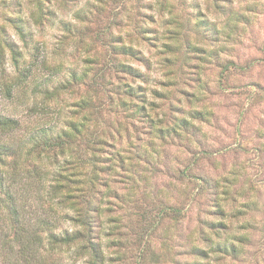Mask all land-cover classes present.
<instances>
[{"label":"rangeland","instance_id":"374dc122","mask_svg":"<svg viewBox=\"0 0 264 264\" xmlns=\"http://www.w3.org/2000/svg\"><path fill=\"white\" fill-rule=\"evenodd\" d=\"M79 2L80 0H0V68L11 59L10 46L19 52V56L22 55L23 46V49L30 53L29 62L32 64L30 77L17 83L20 87H13L11 96L7 95L6 85L2 91L5 99L12 100L15 97L19 105H29L24 116H3L17 120L18 126L11 131L19 129L22 121L27 118L33 128L31 139L34 146L47 149L48 143H44V139H54L51 135L53 126L49 122L53 101L65 104L71 113L79 117L67 122L66 127L70 128L71 122L76 125L83 123L82 134H76V137L80 138L78 158L83 159L87 166L88 159L93 154L101 161L97 165L98 168L103 163L108 165L96 170V174L92 176L93 187L99 184L100 189H105L111 185L103 180L102 176L113 171L111 165L114 159H124L122 154L115 151L117 144L114 141L117 139L116 129L125 122V116L118 117L117 111L107 106L116 103L117 97L139 99L134 90L133 96L125 94L121 85H131L123 82L126 78L139 79L143 75L138 72V75L133 76L117 71L111 62L119 61L120 57H128L139 63L147 60L143 51L133 46L137 38L149 48L160 43L165 51L172 54L176 53V49L172 44L161 43L158 27L143 28L136 23L131 31L124 30L129 19L126 14L129 11L133 13V18L147 20L149 24L155 23L156 18L148 14L152 6L144 4L143 0H87V6L73 14V20L77 23L59 19L58 13L67 12ZM211 3L217 11H221L217 0H211ZM195 7L200 8V5L197 3ZM139 8H147V11H137ZM206 13L207 9H201L197 13L207 24L203 29L218 37L220 30ZM53 20H58V24L53 25ZM241 22L245 24L246 31L229 27V31L237 36L235 40L229 38L230 42L236 45L228 49L232 58L220 63L214 56L212 61H207L204 58L205 49L189 42L193 62L185 63L180 73L182 76L186 75L193 85H201L202 68L207 70V65L211 64L212 69H219L217 75L224 89L223 95L218 97L209 86L204 85L202 90L207 96L202 104L215 106L216 110L206 113L204 108L193 109L200 110L204 117L210 116L216 130L220 132L216 163L221 171H232L234 178L225 177L224 184L237 194L238 200L234 202H240L241 206V210L234 217L242 221L239 225L241 234L235 237L234 243L240 251L238 254L217 249L216 251L227 259V264H264V55H255L264 52V19L253 20L244 16ZM16 23L20 24L25 33L27 43L18 34ZM147 36L149 38H146ZM118 38L120 43L135 48L138 58L115 53L111 44ZM11 61L15 67L12 59ZM166 63L172 65L173 61L167 60ZM61 70L67 71V80L57 79ZM208 71L210 74V70ZM71 73H75V80ZM68 81L70 83H66ZM63 84L65 85L62 87ZM252 89H255L254 94L250 91ZM246 91L249 92L248 95H245ZM157 95L162 97L163 94ZM181 95L188 99L194 97L195 93L182 90ZM140 104L143 105V102L135 107L138 108ZM128 106L127 99L119 100L120 110L127 112ZM142 108L143 114L152 120L147 108L144 105ZM173 110L184 111L179 108ZM90 117L98 118L106 130L112 129L111 132L106 131V138H92L85 134ZM204 117L191 118L190 123L186 124L187 127L180 124V128L184 131H199L192 120L203 122ZM158 131L161 135L169 134L168 129L162 128ZM5 132L0 131V137ZM171 134L180 135L175 129L171 130ZM61 155L67 158L69 152L65 149V152L51 154L49 157L44 150L32 151L27 154V158L20 155L8 156L12 157L11 161L7 157L9 163L3 166L4 168L11 164L13 169H23V175L20 176L17 172L15 181L10 183L20 205L21 192L31 194L33 215L26 218L30 222L34 220L39 223V219H48L47 213L54 211L57 206H63L52 188L54 172L49 164V158L53 164H58ZM15 157L17 158L14 164L12 162ZM65 172L75 181H69V185H81L77 182L81 181L79 175L82 174L79 167H69ZM118 175L120 178L114 183L118 187L127 183L130 190L122 194L113 188L103 214L108 217V222L113 228L120 225L126 228L127 232L111 239L107 247L102 245L104 252L108 253L106 264H208L209 255L204 249L195 245L188 247L183 243L189 223L188 197L176 188V177L161 169L152 177L134 174L133 179L126 174L124 167L120 168ZM195 179L207 190L214 189L217 193L221 191V184L211 177L197 176ZM96 194L101 195L99 191ZM216 208L217 214H222L223 209L219 204ZM99 213L96 221L100 219V208ZM12 233L7 208L0 201V264H32L31 261L36 259H39L37 264H60L59 253L73 245L51 246L49 242L44 241L38 248L37 257L26 263L20 259L18 244L13 240ZM162 249L166 251L162 252Z\"/></svg>","mask_w":264,"mask_h":264},{"label":"clouds","instance_id":"9594fccd","mask_svg":"<svg viewBox=\"0 0 264 264\" xmlns=\"http://www.w3.org/2000/svg\"><path fill=\"white\" fill-rule=\"evenodd\" d=\"M143 3L152 6L148 14L156 18L155 23L149 24L147 20L133 18V13L129 11L126 14L129 19L124 30L131 31L136 23H139L143 28L158 27L161 43L172 44L176 53L165 51L160 43L149 48L147 44L141 43L137 38L133 46L141 49L147 60L139 63L128 57L119 58L123 63L131 65L143 75L139 79L126 78L123 81L131 84L139 99L117 97L116 103L107 106L116 110L118 117L125 116V122L116 129L117 139L114 141L117 144L115 151L122 154L124 159L122 161L119 158L114 159L111 165L113 171L102 176V179L111 185L110 188L100 189L99 184H95L93 187L92 165L85 166L77 159L80 138L53 139L49 142L47 149H43L42 146L36 148L31 139L33 128L30 121L25 118L19 129L5 132L0 137V143L9 144L22 158H27V154L32 151L44 150L51 157V154L67 149L69 152L67 159L74 161L71 167H79L82 173L79 175L82 189L81 200L85 203L91 201L93 205L101 209L100 219L94 225L87 223L83 203L79 206H57L54 211L47 213V218L50 221L49 230L58 236H63L64 229H68L69 232L84 233L82 239L59 253L60 264H87L91 257L82 247L86 241L96 239L107 247L111 239H116L120 233L127 232V229L120 225L113 228L108 222V217L103 214V209L107 206L106 201L110 199L113 188L116 191H121L122 194L130 190V185L127 183L119 187L114 183L120 178L118 174L121 167H124L126 174L133 179H135L134 174L152 177L157 170L161 169L176 177L178 180L176 188L188 197L189 223L183 243L188 247L195 245L204 249L209 255L208 264H227V259L222 257L216 249L236 242L235 237L241 234L239 225L242 221L234 218L241 210L240 202H234V200H238L237 194L224 184L225 177L234 178L232 171H221L216 163V158L219 155L217 145L220 142V132L216 130L212 118L207 115L203 122L192 120L199 131H184L180 128L182 121L190 120L195 115L193 109L204 108L206 113L216 110L215 106L208 107L202 104L207 96L202 90L204 85L209 86L218 97L223 95L224 89L221 86L220 77L217 75L219 69H212L211 64L207 65V70L202 68L203 82L201 85H193L186 75H181L180 69H183L185 63L193 62L191 60L193 53L189 50V42L205 49L204 58L207 61H212L214 56L220 63L232 58L228 49L236 47V45L232 44L229 38L235 40L237 36L234 32L229 31V27L246 31L245 24L241 22L242 17L248 16L253 20L264 19V0H217V3L221 5V11H217L213 7L211 0L208 2L206 0H143ZM197 3L200 8L195 7ZM86 6L87 0H80L67 12L58 13V17L77 23L73 20V14ZM129 7L131 9L132 6ZM201 9H207L206 14L216 22L220 30L218 37L211 31H205L198 24L200 18L197 13ZM137 11L145 12L147 8H139ZM51 23L56 25L58 20H53ZM71 50L70 48L69 51ZM21 52L22 55L18 57L15 67L9 59L8 63L0 68V114L16 115L18 118L24 116L25 109L29 105H19L15 97L12 100L5 99L2 91L4 86L9 84L13 87H20L15 82V77L18 72H23L25 68L30 67V53L25 51L23 46ZM255 55H264V52L255 53ZM167 60L173 61L172 65L166 63ZM208 70H210V74ZM135 75L136 73H133V76ZM57 79L67 80V71L61 70ZM182 90L191 91L195 93V96L185 99L181 95ZM250 91L252 94L255 93V89ZM157 94L163 95L161 97ZM248 94L249 92L246 91L245 95ZM120 99L129 101L127 112L120 110ZM141 101L152 120H149L139 108L135 107ZM174 108L184 109V111L177 112L173 110ZM73 119H79V117L71 113L62 102L53 101L49 121L53 126L51 135L54 138L61 137L62 130L70 131L66 124ZM153 121H155L154 124ZM117 123L119 124V119H117ZM162 128L168 129L169 134L161 135L158 130ZM172 129L178 131L180 135L171 134ZM106 131L111 132L112 129L106 130L98 118L90 117L86 135H90L92 138H106L104 135ZM8 159L11 161L12 157H8ZM65 159L66 157L61 155L58 164H53L49 158L51 171H61L64 168ZM0 168L3 166L0 165ZM3 171L8 182L16 178L17 172L20 176L23 175L22 168L13 169L11 164L8 168H3ZM197 176L211 177L221 184V191L217 193L214 189H205L204 185L195 179ZM97 191L101 195H97ZM20 203L26 218L31 217L33 215L31 194L22 191ZM217 204L223 209L222 214H217ZM69 218H75V222ZM220 225H226V227ZM36 227L35 221L32 220L30 231L35 232ZM161 251L166 250L162 249ZM177 258L187 259L185 257Z\"/></svg>","mask_w":264,"mask_h":264},{"label":"trees","instance_id":"16d2710c","mask_svg":"<svg viewBox=\"0 0 264 264\" xmlns=\"http://www.w3.org/2000/svg\"><path fill=\"white\" fill-rule=\"evenodd\" d=\"M198 24L203 28L207 27V24L205 23V20L202 17H199ZM15 28L20 35L21 39L27 43V37H25V33L22 31V28L20 24L16 23ZM143 31V30H141ZM146 38H149L148 36ZM111 49L117 53V54H124L127 56H132L134 58H138V51L128 46L124 43H120V39H114L113 43L111 44ZM10 54L11 59L13 60L14 65L17 63V59L19 57V52L15 50L13 46H10ZM35 56V55H33ZM36 60V57L34 58ZM32 62V61H31ZM111 65L115 68L117 71L125 72L130 75H133V73H138L137 69L132 68L129 64H125L122 61L113 60L111 62ZM31 66L25 68L23 72H18L17 76L15 77V82L19 83L20 81H26L30 75H31ZM75 80L76 75L75 73L70 74ZM138 75V74H137ZM136 76V75H135ZM70 83V81L66 82ZM65 83V84H66ZM63 84L62 87L65 85ZM123 88V92L129 96H133L135 94L133 92V89L131 85L125 84L123 87V84L121 85ZM6 92L8 96H11V90L13 88V85L9 84L6 85ZM85 103H87L86 100H84ZM126 102V101H122ZM143 105L140 104L138 108L142 110ZM195 115L192 117V119L195 118H203L204 114L200 110L194 111ZM190 120H184L182 121L181 125L184 127H187V123H190ZM82 124L76 125L75 123L71 122L70 125V131H63L61 137H55L56 140L66 139L70 140L72 137H76V134L81 135L82 134ZM18 126V122L16 119L8 116L0 115V131L3 133L5 131H11L15 129ZM74 130V131H71ZM46 134V133H45ZM51 141L50 138L44 139V143H48ZM40 144V142H38ZM37 144V145H38ZM48 148V146H47ZM65 150L60 151L59 153H63ZM15 153V154H13ZM7 143H0V165L5 166L9 163L7 162L8 156H17L19 157V154ZM57 155V153H53ZM13 159V162L15 164L16 158ZM78 158V157H77ZM81 164H84L83 159H79ZM89 164L93 167L94 175L96 174V170H101L104 167L108 166L103 163L102 166L99 168L97 167L98 163L101 162L98 157H95V155L92 154V156L88 159ZM65 162L67 164H64V168L59 172H54L52 182H53V190L58 195L59 200L63 203V205H76L79 206V204L83 203L84 209L86 210V217H87V223L89 225H94L97 221V216L99 213V207L93 205L91 201L84 202L80 198V193L82 191L80 186L72 187L68 184L69 181H74L69 175L66 174L65 170L73 165V160L71 159H65ZM16 167V166H14ZM4 168V167H3ZM3 168H0V201L4 203V206L7 208L8 217L10 220V225L13 231V240L16 241L18 244V253L20 256V259L28 263L31 259L36 258L38 254V248L43 244L44 241L49 242L51 246H56L58 244L60 245H72L76 243V241L83 238L84 233L74 231L69 232L68 229L64 230L63 236H58L55 232L49 231V220L48 219H39L36 223V230L35 232L30 231L31 228V222L26 219L25 213L23 211L22 205L18 202V197L16 196V192L11 187V183L8 182V180L5 177ZM77 168V167H76ZM18 174V173H17ZM17 176V175H16ZM15 181V178L12 180ZM75 182V181H74ZM80 182L81 181H77ZM92 183H93V177H92ZM249 203V202H248ZM97 214V215H96ZM66 215V214H65ZM96 215V216H95ZM96 218V219H95ZM75 222V218H71ZM30 222V223H29ZM242 239V237H240ZM239 241V240H238ZM250 241V237L248 236V242ZM240 242V241H239ZM84 251H86L91 259L87 262V264H106V261L108 260V253H105L102 247V244L99 243L96 239H90L85 242V244L82 246ZM217 250H223L224 252H230V253H237L240 251V249L235 245L234 243L228 244L224 247H218ZM39 262V259H36L35 261H31L32 264H37Z\"/></svg>","mask_w":264,"mask_h":264}]
</instances>
